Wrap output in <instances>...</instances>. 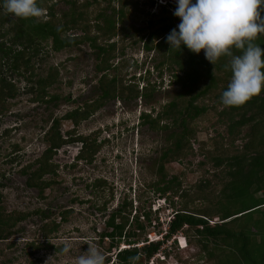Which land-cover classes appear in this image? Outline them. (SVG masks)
<instances>
[{"label":"rangeland","instance_id":"obj_1","mask_svg":"<svg viewBox=\"0 0 264 264\" xmlns=\"http://www.w3.org/2000/svg\"><path fill=\"white\" fill-rule=\"evenodd\" d=\"M74 1L81 4L87 0ZM88 1L92 3L91 11H97L98 3ZM133 1L142 13L135 10L118 24L117 36L113 38L116 41L115 68H110L106 74L118 78L125 86L138 85L141 92L147 85L149 88L155 86L148 99H109L78 124L61 118L69 111L92 103L100 95L99 79L103 73L97 69L96 50L86 42L60 51L52 50L50 41L41 45L31 61V78L29 72L22 74L4 68L2 74L15 83V91L13 97L0 100V206L3 213L9 215H28L10 227L7 238L0 240V264H75L76 259L91 245L98 247L106 256L107 264H118L115 254L119 249L109 250L110 239L102 241L100 238V233L106 231L105 221L117 207L125 202L128 205L132 203L129 230L134 229L137 233L140 231L134 227L133 216L139 214L140 221L148 224L141 215L151 212V226L146 227L136 244L142 246L144 237L150 240L151 235V238L159 239L166 232L173 209L181 207L185 200L189 201L194 193L201 190H205L204 196L213 191L210 197L213 199L220 193L225 180L229 179L223 166L216 167L206 156V151L214 149L216 142L218 146L234 148L227 138V126L218 122V113L214 109L221 110L222 106L215 95L204 100L210 110L190 125L194 131L192 151L181 161L163 163L162 153L170 146L169 132L143 123L141 114L152 111L155 115L164 104L185 90L180 83L174 82L176 68H158L164 59V51H146V38L134 39L140 37L141 32L137 30L147 26L146 13H160L169 0L165 5L159 0ZM173 1L170 0V3ZM118 2L115 0L116 5ZM43 4L44 8L52 6L63 22L64 15L71 8V4L64 1ZM106 6L107 3L103 2L100 8ZM45 14L44 9L43 16ZM11 19L16 20L13 16ZM68 33L80 34L81 30L75 28ZM49 73L55 80L44 90L45 93L37 80ZM41 92L47 96L39 98ZM125 93L130 91L125 89ZM56 118L60 119L62 137L75 140L62 144L52 152L50 162L54 171L43 176V180L51 184L40 191L38 187L26 184L28 176L21 171L26 165H34L30 172L38 167L37 159L50 145L45 138L46 132ZM249 129V126L242 129L234 142L235 147L241 149L244 146ZM78 137L90 143L95 140L98 145L96 152L92 155L91 150H85ZM161 174L164 181L177 177V182L181 184L179 192L189 196L182 198L170 192L162 196L156 192ZM170 201L175 206L169 205ZM202 204H205L203 199L195 201L194 206ZM188 205L191 206L190 202ZM41 211L46 212L49 218L43 220ZM67 211L70 212L66 219L62 218ZM51 221L58 223L59 228L46 239L42 227ZM215 222H220L219 217L210 220L212 224ZM188 235L179 231L168 239L160 249L162 253L151 259L153 263L216 264L215 257L201 249L195 236ZM182 236L187 240L184 249L178 243ZM65 245L70 246V252L63 255L61 249ZM124 247L128 246L122 241L119 248Z\"/></svg>","mask_w":264,"mask_h":264},{"label":"trees","instance_id":"obj_2","mask_svg":"<svg viewBox=\"0 0 264 264\" xmlns=\"http://www.w3.org/2000/svg\"><path fill=\"white\" fill-rule=\"evenodd\" d=\"M49 1H64L71 4L70 12L64 15V22L56 15L52 6L43 7V3ZM92 1L98 3V10H92L94 14L90 9L92 3L88 0L81 4H77L74 0H38V5L46 10L45 16L22 19L6 13L0 0V100L13 97L15 91V83L2 74L4 68L8 67L12 72L22 74L29 72L31 78L33 74L30 70L31 61L39 52L41 45H46L49 41L54 51L88 43L96 50L97 69L103 73L99 79V98L92 103H86L83 108L78 107L65 113L61 118L78 124L109 99L118 97L148 99V96L152 95L151 91L156 89L153 85L150 88L147 85L141 92L138 85L125 86L118 78L106 74L110 68H115L113 60L116 41L113 38L117 36L118 24L123 23V20L135 13V10L138 11L137 3L133 0H119L116 5L115 0ZM103 2L107 3L106 8H100ZM151 4L153 5L154 2L151 1ZM175 8L176 3L173 1L162 7L160 13L147 12V26L137 30L141 32L140 37L134 40L146 38L144 43L146 51H164V59L158 68H176L177 72L173 74L174 82L180 83L185 91L181 92V90L155 115L152 111L143 112L141 119L153 129L169 132L170 146L162 153L163 163L181 161L192 151L191 139L194 131L190 129L191 123L210 110L204 100L215 95L222 106L221 110L214 109L218 113V122L227 126V138L234 148L218 146L217 142H214V149L206 151V156L216 167L223 166L229 179L225 180L220 193L213 196V199L210 198L214 194L213 191L204 196L205 190H201L194 193L189 201L185 200L181 207L173 209L163 240L147 242L144 237L143 241L146 242L142 246L136 245L140 236L145 233L146 227L151 226L152 219L150 211L141 215L146 218L148 224L140 221V215L135 214L134 227L140 232L129 230L133 208L131 202L129 205L125 202L112 211L105 221L106 231L100 233V238L102 241L105 238L110 239L109 250L119 249L115 254L118 264L149 262L165 241L179 231H184L186 236L189 233L194 235L201 249L208 252L211 257H215L216 264H264V90L241 106H224L221 103V95L227 89L232 75L226 70L225 65L229 63L231 57L222 56L213 65L205 59L203 50L202 53L195 54L186 47H182L180 51L170 49L166 37L180 23L179 18L173 15ZM261 15L264 16V12ZM11 16L16 20L11 19ZM75 28L80 29L81 33L74 35L68 33ZM253 43L264 49V34L259 35ZM232 51L234 55L241 54L235 48ZM54 80L55 77L50 76L49 73L46 77L39 78L37 84L41 91L45 92L44 90L52 85ZM125 89L130 93L124 94ZM43 92L38 94L39 98L47 96V94L43 95ZM59 126L60 119L56 118L46 132L45 138L50 145L41 158L37 159L38 167L30 172L29 169L34 165H26L21 171L28 176L26 184L38 187L40 191L51 184L43 180V176L54 171L53 163L50 162L52 152L66 142L59 132ZM245 126H249L250 129L246 133V142L240 149L234 146V142ZM83 139L78 137V140ZM83 143L85 150L86 148L91 150L92 155L96 152L98 145L95 140L91 143L84 140ZM161 178L160 185L155 189L162 196H166L169 192L173 196L179 195L182 198L189 196L179 192L181 184L177 182V177L164 181L161 174ZM201 199L205 201L204 206L203 204L199 207L194 206L195 201ZM189 202L191 206L188 205ZM169 205L175 206V203L170 201ZM69 212H64L62 218L66 219ZM27 215L23 213L9 215L3 213L0 206V240L7 238L10 227L25 219ZM40 215L43 220L49 218L46 212L41 211ZM213 217H219L220 222L210 223ZM51 222L42 227L45 238L58 231L59 224L55 221ZM159 228L162 229L161 226ZM122 241L128 247L120 249ZM47 244L50 246L49 243ZM136 256L139 257L138 260L130 259Z\"/></svg>","mask_w":264,"mask_h":264},{"label":"clouds","instance_id":"obj_3","mask_svg":"<svg viewBox=\"0 0 264 264\" xmlns=\"http://www.w3.org/2000/svg\"><path fill=\"white\" fill-rule=\"evenodd\" d=\"M175 3L173 15L179 18L180 23L166 37L170 49L180 51L186 47L195 54L203 50L205 59L213 65L222 56L231 57L225 65L232 75L221 95L224 106H241L260 94L264 90V49L253 41L264 34V16L261 15L264 0H175ZM2 6L6 13L17 18H41L44 15L38 0H2ZM233 48L241 54L234 55ZM164 234L159 239H151L149 235L147 242L163 240ZM178 243L182 249L186 248V237H180ZM69 252L68 245L61 249L63 255ZM106 259L98 247L91 245L75 264H106ZM130 259L138 260L139 257ZM149 262L154 264L153 260Z\"/></svg>","mask_w":264,"mask_h":264},{"label":"flooded vegetation","instance_id":"obj_4","mask_svg":"<svg viewBox=\"0 0 264 264\" xmlns=\"http://www.w3.org/2000/svg\"><path fill=\"white\" fill-rule=\"evenodd\" d=\"M65 140H66V142L64 144H67V143H70V142L74 141L75 139L68 138V139H65ZM80 142L82 143V146H83L84 145L83 141L80 140Z\"/></svg>","mask_w":264,"mask_h":264},{"label":"built area","instance_id":"obj_5","mask_svg":"<svg viewBox=\"0 0 264 264\" xmlns=\"http://www.w3.org/2000/svg\"><path fill=\"white\" fill-rule=\"evenodd\" d=\"M159 2L161 3V4H165L166 3V0H165V2H163V0H159ZM151 236V235H150ZM151 239H153V238H151ZM162 257V256H161ZM152 262V261H151Z\"/></svg>","mask_w":264,"mask_h":264}]
</instances>
